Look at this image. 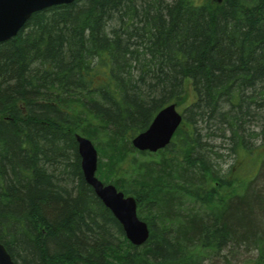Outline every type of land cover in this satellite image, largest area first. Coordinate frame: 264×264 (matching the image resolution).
I'll list each match as a JSON object with an SVG mask.
<instances>
[{"label":"trees","instance_id":"1","mask_svg":"<svg viewBox=\"0 0 264 264\" xmlns=\"http://www.w3.org/2000/svg\"><path fill=\"white\" fill-rule=\"evenodd\" d=\"M170 104L183 115L171 143L135 150ZM75 135L95 146L98 179L134 197L142 245L86 184ZM0 244L14 264H203L239 249L264 264V0H74L0 43Z\"/></svg>","mask_w":264,"mask_h":264},{"label":"water","instance_id":"2","mask_svg":"<svg viewBox=\"0 0 264 264\" xmlns=\"http://www.w3.org/2000/svg\"><path fill=\"white\" fill-rule=\"evenodd\" d=\"M74 0H0V43L15 37L32 14L52 6L70 4ZM221 3L222 0H215ZM182 121L175 105L159 111L148 129L132 139L131 145L140 152L155 153L165 148ZM77 153L83 178L96 197L121 225L127 241L134 246L142 245L148 238L147 225L136 215V201L125 197L112 185H104L96 177L98 155L92 143L75 135ZM0 264H14L0 244Z\"/></svg>","mask_w":264,"mask_h":264},{"label":"rangeland","instance_id":"3","mask_svg":"<svg viewBox=\"0 0 264 264\" xmlns=\"http://www.w3.org/2000/svg\"><path fill=\"white\" fill-rule=\"evenodd\" d=\"M196 5H202L205 3H213L214 0H193ZM190 93V90L187 91V94ZM179 112H181L180 108H177ZM229 162V160H228ZM226 165L223 166V170L226 169ZM256 167H254L253 164L250 161H247L244 157L242 160L239 161L237 165V175L242 178H250L256 174ZM225 253V252H224ZM255 253H245L243 254V251L239 249V251H233L226 257L225 261L219 260L218 258H215L214 255L208 253V255L203 260V264H244V262L248 259V257H254Z\"/></svg>","mask_w":264,"mask_h":264},{"label":"bare ground","instance_id":"4","mask_svg":"<svg viewBox=\"0 0 264 264\" xmlns=\"http://www.w3.org/2000/svg\"><path fill=\"white\" fill-rule=\"evenodd\" d=\"M134 246V245H133Z\"/></svg>","mask_w":264,"mask_h":264}]
</instances>
